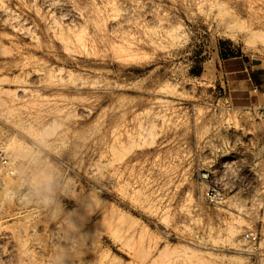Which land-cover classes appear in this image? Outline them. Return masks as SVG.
<instances>
[{
    "label": "rangeland",
    "instance_id": "374dc122",
    "mask_svg": "<svg viewBox=\"0 0 264 264\" xmlns=\"http://www.w3.org/2000/svg\"><path fill=\"white\" fill-rule=\"evenodd\" d=\"M262 48L264 0H0V264H264Z\"/></svg>",
    "mask_w": 264,
    "mask_h": 264
},
{
    "label": "crops",
    "instance_id": "0c3cea01",
    "mask_svg": "<svg viewBox=\"0 0 264 264\" xmlns=\"http://www.w3.org/2000/svg\"><path fill=\"white\" fill-rule=\"evenodd\" d=\"M243 57H246L247 66L245 70L247 71V80L251 82L252 90L264 95V49L237 56V58ZM262 99L263 103L259 101V105L263 104L264 107V96Z\"/></svg>",
    "mask_w": 264,
    "mask_h": 264
},
{
    "label": "built area",
    "instance_id": "2783aa9c",
    "mask_svg": "<svg viewBox=\"0 0 264 264\" xmlns=\"http://www.w3.org/2000/svg\"><path fill=\"white\" fill-rule=\"evenodd\" d=\"M260 114L264 117V107L260 110ZM0 166L8 170L10 174H14V170L12 169V159L9 155H7L3 150L0 149ZM207 196L210 198H217V191H208ZM243 239L248 242L254 249L260 248V236L252 231H247L243 234Z\"/></svg>",
    "mask_w": 264,
    "mask_h": 264
},
{
    "label": "bare ground",
    "instance_id": "6f19581e",
    "mask_svg": "<svg viewBox=\"0 0 264 264\" xmlns=\"http://www.w3.org/2000/svg\"><path fill=\"white\" fill-rule=\"evenodd\" d=\"M68 11V10H67ZM61 29V28H60ZM61 32V31H60ZM37 38V37H36ZM71 51V50H70ZM36 74V73H35Z\"/></svg>",
    "mask_w": 264,
    "mask_h": 264
}]
</instances>
